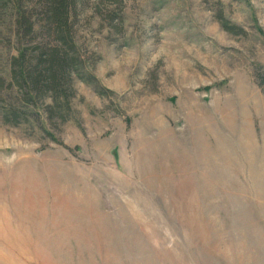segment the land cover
Wrapping results in <instances>:
<instances>
[{"label": "rangeland", "instance_id": "obj_1", "mask_svg": "<svg viewBox=\"0 0 264 264\" xmlns=\"http://www.w3.org/2000/svg\"><path fill=\"white\" fill-rule=\"evenodd\" d=\"M82 1L61 99L0 85V264H264V0Z\"/></svg>", "mask_w": 264, "mask_h": 264}, {"label": "trees", "instance_id": "obj_2", "mask_svg": "<svg viewBox=\"0 0 264 264\" xmlns=\"http://www.w3.org/2000/svg\"><path fill=\"white\" fill-rule=\"evenodd\" d=\"M82 6V0H0V23L3 24H0V31L4 32L8 13H15L12 23L17 40L16 54H8L3 62L5 68L0 73V85L6 79L11 80L31 99L50 93L56 104V100L61 99L72 67V58L68 56L74 54L68 37V19L76 16ZM34 11H39L42 16L39 24L32 20ZM37 36H41L40 42ZM26 38L35 45L30 55L22 44ZM45 40L57 43V46L49 47Z\"/></svg>", "mask_w": 264, "mask_h": 264}]
</instances>
